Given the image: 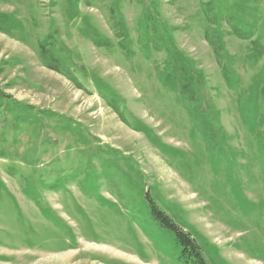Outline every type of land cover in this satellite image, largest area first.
<instances>
[{
  "label": "rangeland",
  "instance_id": "obj_1",
  "mask_svg": "<svg viewBox=\"0 0 264 264\" xmlns=\"http://www.w3.org/2000/svg\"><path fill=\"white\" fill-rule=\"evenodd\" d=\"M159 212L264 264V0H0V264H183Z\"/></svg>",
  "mask_w": 264,
  "mask_h": 264
},
{
  "label": "trees",
  "instance_id": "obj_2",
  "mask_svg": "<svg viewBox=\"0 0 264 264\" xmlns=\"http://www.w3.org/2000/svg\"><path fill=\"white\" fill-rule=\"evenodd\" d=\"M161 225L175 233L176 242L181 246L180 259L183 264H211L205 257L201 246L187 231L179 227L164 213H156Z\"/></svg>",
  "mask_w": 264,
  "mask_h": 264
},
{
  "label": "bare ground",
  "instance_id": "obj_3",
  "mask_svg": "<svg viewBox=\"0 0 264 264\" xmlns=\"http://www.w3.org/2000/svg\"><path fill=\"white\" fill-rule=\"evenodd\" d=\"M73 256L72 255H68V256H66L65 258H72Z\"/></svg>",
  "mask_w": 264,
  "mask_h": 264
}]
</instances>
